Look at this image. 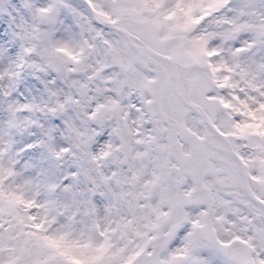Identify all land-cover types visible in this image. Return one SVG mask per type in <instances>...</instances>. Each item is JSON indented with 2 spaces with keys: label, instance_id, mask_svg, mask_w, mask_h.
I'll use <instances>...</instances> for the list:
<instances>
[{
  "label": "snow or ice",
  "instance_id": "obj_1",
  "mask_svg": "<svg viewBox=\"0 0 264 264\" xmlns=\"http://www.w3.org/2000/svg\"><path fill=\"white\" fill-rule=\"evenodd\" d=\"M0 264H264V0H0Z\"/></svg>",
  "mask_w": 264,
  "mask_h": 264
}]
</instances>
